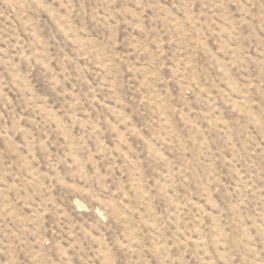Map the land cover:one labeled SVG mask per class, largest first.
<instances>
[{
  "label": "rangeland",
  "instance_id": "obj_1",
  "mask_svg": "<svg viewBox=\"0 0 264 264\" xmlns=\"http://www.w3.org/2000/svg\"><path fill=\"white\" fill-rule=\"evenodd\" d=\"M0 264H264V0H0Z\"/></svg>",
  "mask_w": 264,
  "mask_h": 264
}]
</instances>
